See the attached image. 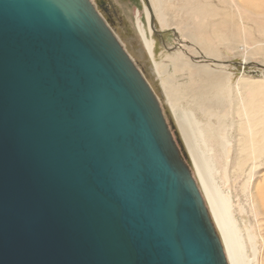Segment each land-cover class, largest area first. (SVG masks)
Instances as JSON below:
<instances>
[{
	"label": "water",
	"instance_id": "1",
	"mask_svg": "<svg viewBox=\"0 0 264 264\" xmlns=\"http://www.w3.org/2000/svg\"><path fill=\"white\" fill-rule=\"evenodd\" d=\"M0 264H229L156 96L89 0H0Z\"/></svg>",
	"mask_w": 264,
	"mask_h": 264
},
{
	"label": "rangeland",
	"instance_id": "2",
	"mask_svg": "<svg viewBox=\"0 0 264 264\" xmlns=\"http://www.w3.org/2000/svg\"><path fill=\"white\" fill-rule=\"evenodd\" d=\"M89 1L107 27L116 34L156 96L172 140L192 174L220 236L204 187L213 195L216 193L214 198L219 212L230 230L229 236L233 235L235 240L232 251L234 264H264V149L253 163L248 162L244 169H240L243 156L239 150L238 130L240 101L249 98L242 84L264 83V0H158L159 4L148 0L158 33L151 35L157 68L135 28L137 11L146 25L148 11L145 0ZM161 16L166 20V26L160 24L158 18ZM207 51L213 52L214 56H208ZM174 60L187 64L176 70L172 66ZM210 60H216L222 66L210 63ZM199 67H210L217 73L214 84L201 82L195 76L197 71H194ZM193 100L203 104L205 111H210L209 115L204 117ZM173 107L178 111V117L184 112H192L198 122L211 123L217 128L230 143L227 147L228 161L211 135L206 140L213 149V153H207L209 166L201 165L198 173ZM257 193L263 200H259V205L255 203L254 208L250 197Z\"/></svg>",
	"mask_w": 264,
	"mask_h": 264
},
{
	"label": "bare ground",
	"instance_id": "3",
	"mask_svg": "<svg viewBox=\"0 0 264 264\" xmlns=\"http://www.w3.org/2000/svg\"><path fill=\"white\" fill-rule=\"evenodd\" d=\"M150 1H151L150 3L158 2V0H150ZM146 9H147V7H146ZM146 11H148V9ZM144 13H146V12H144ZM139 14L140 13L138 11L135 12V16H134L135 28H136V31H137L140 39H141V42H142L145 50L147 51L151 61L153 62V64L156 67V63L154 62V53H153L154 42L151 39V35H152L153 31L150 28V13H149V11L146 13V25L142 22L141 18L139 17ZM153 17H154V15H153ZM158 20H161L160 24L166 26V20L162 16L160 19L158 18ZM115 36H116V34H115ZM207 52L209 53L208 56H212V57L214 56L213 52H210V51H207ZM186 64L175 61L172 63V66L174 69L179 70L181 68H184L186 66ZM218 66H222V65H218ZM194 72H196L195 76H198L201 79V82H204L207 84H214L213 80L216 81V76H217L216 74L217 73L214 72V70L211 69L210 67H199ZM224 75H226V74H224ZM242 87H246L243 89L245 90V92L248 93L249 98L246 100L242 99L240 101V105H239L240 110H238V115L240 118V120H239L240 123H239V127H238V130L240 133L239 150L243 156L242 160L240 162V169H244L246 167V165L248 164V162L253 163L258 158L259 154L262 153V151L264 149V83L247 82L245 84H242ZM217 88H219V87H217ZM240 89H241V87H240ZM167 91H169V90H167ZM226 91L227 90H225V92ZM220 92H218V93H220ZM238 93H240V92H238ZM195 98H197V97H195ZM194 101L196 102V100H193V103H195ZM202 105H201V103H198V102H196V104H195L196 108L200 110L201 114L204 117H206L209 115L210 111H205L206 109H204L203 108L204 105L203 106ZM175 109H174V107L172 108L173 114L177 118L176 122L178 123L181 135L183 136V139L187 145V148H188L189 154L191 156L192 162L194 164V167L198 171V173H199L201 165H203V166L208 165L209 166L210 157L208 156V154L213 153V149L206 144V140H207V137H210L211 135H212V138L216 140L215 142L217 143V146L220 149L221 153L225 156L224 158H226V161H228L227 147L229 146L230 143L227 140H225V138H223L221 136V133L217 128L211 126L210 125L211 123L208 125L207 123L203 124L201 122H198L194 118L192 112H184V113H182L181 117L180 116L178 117V115H179L178 111ZM179 109H181V108H179ZM206 122H208V121H206ZM226 166H227V164H226ZM206 174H207V172H206ZM208 178H210V177H208ZM203 187H204V185H203ZM204 190H205V195L207 197V200L209 201V204H210V209L212 210L211 211L212 219L216 225V228L219 232L220 238H221L223 246H224V250H225V253H226V256L228 259V263L234 264L232 251H234L233 242H235V240L233 238V235L229 236L230 230L227 229L225 220L222 219V215L219 212V209L217 207V202H216L217 199L214 198V195L216 193L214 192L215 194L213 195L212 192L209 191L206 187H204ZM217 196L219 197V195H217ZM260 199L263 200L258 193H257V195L256 194H254L253 196L251 195L250 200H251L252 206L254 208H255V203L259 205ZM226 208L224 207V209H226ZM236 238H237V236H236ZM235 258H237V257H234V259Z\"/></svg>",
	"mask_w": 264,
	"mask_h": 264
},
{
	"label": "crops",
	"instance_id": "4",
	"mask_svg": "<svg viewBox=\"0 0 264 264\" xmlns=\"http://www.w3.org/2000/svg\"><path fill=\"white\" fill-rule=\"evenodd\" d=\"M158 4H159V2H158ZM153 15H154V13H153ZM162 15V14H161ZM163 16V15H162ZM154 17H155V15H154ZM164 17V16H163ZM165 18V17H164ZM157 20V19H156ZM163 26H165V25H163ZM162 33H163V31H161Z\"/></svg>",
	"mask_w": 264,
	"mask_h": 264
}]
</instances>
